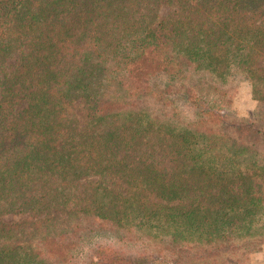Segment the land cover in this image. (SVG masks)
I'll use <instances>...</instances> for the list:
<instances>
[{
	"label": "trees",
	"instance_id": "obj_1",
	"mask_svg": "<svg viewBox=\"0 0 264 264\" xmlns=\"http://www.w3.org/2000/svg\"><path fill=\"white\" fill-rule=\"evenodd\" d=\"M234 64L264 103V0H0V264H74L97 235L151 250L131 264L260 251L264 122L230 120Z\"/></svg>",
	"mask_w": 264,
	"mask_h": 264
},
{
	"label": "rangeland",
	"instance_id": "obj_2",
	"mask_svg": "<svg viewBox=\"0 0 264 264\" xmlns=\"http://www.w3.org/2000/svg\"><path fill=\"white\" fill-rule=\"evenodd\" d=\"M168 9H163L162 14L166 15ZM155 83L160 85L161 78H155ZM154 83V84H155ZM224 84V85H223ZM162 85V84H161ZM222 87L227 90L228 96L225 100L226 109L233 113L230 115V120H237L242 124H249L254 119H261L264 122V111L261 115L260 111L264 110V103L258 102L254 97V88L252 82L247 77L244 69L241 66L234 64L228 72V75L221 82ZM260 89H264L262 86ZM258 88V89H259ZM180 104V108L177 109L179 112L180 121L173 119L170 124L178 126L181 124H187L195 118L196 111L187 110L183 104ZM155 109V115L164 119L167 111L162 113L158 111L157 105H152ZM172 110V108H171ZM77 115L79 119L83 120V113L77 110ZM168 116L166 121L169 120ZM181 127V126H180ZM233 137H235L234 131L232 132ZM252 164L258 167H264V136H261L260 143L256 145L253 149ZM24 215H11L4 218V221L11 223H18L24 220ZM255 225L261 232L264 233V214L257 217ZM135 241V240H134ZM264 242V241H263ZM260 245L258 252L254 253L249 259L240 264H264V243ZM78 253V254H77ZM76 253V258L73 260L74 264H99L101 261L99 259L106 260V264H131L130 259L133 260L141 253L149 255L151 250L149 248L141 247L139 241L128 242L127 245H121L114 238H109L106 236L97 235L92 239L85 242L80 250ZM152 260L149 259L145 261V264H151Z\"/></svg>",
	"mask_w": 264,
	"mask_h": 264
}]
</instances>
